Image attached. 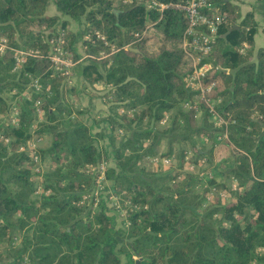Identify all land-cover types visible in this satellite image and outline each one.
Segmentation results:
<instances>
[{
	"label": "trees",
	"instance_id": "1",
	"mask_svg": "<svg viewBox=\"0 0 264 264\" xmlns=\"http://www.w3.org/2000/svg\"><path fill=\"white\" fill-rule=\"evenodd\" d=\"M53 1L60 14L86 20L79 35L86 55L82 73L88 83L99 80L110 86L101 94L105 109L97 120L107 124L108 147L100 143L105 133H92L83 108L75 106V87L46 58L45 37L53 27L66 28L67 22L44 13L48 0H0V33L40 54L18 77L11 73V57L0 55V241L8 248L0 252V264H121V253L126 264H264V47L254 45L253 12L240 19L233 0H207L211 7L204 9L223 17L209 53L217 67L212 95L220 98L222 114L235 121L230 143L220 142L228 155L208 166V182H221L234 199L208 205L201 219L199 207L206 199L194 190L197 176L185 172V180L174 188L167 182L181 166L164 174L140 166L146 155L170 154L173 140L184 142L179 155L190 144L197 156L213 158L214 132L219 129L205 112L198 123L180 104L193 94L183 80L191 68L181 49L186 18L180 4L185 0ZM152 1L167 7L160 11L148 6ZM257 1L264 10V0ZM234 25L238 28L221 36ZM76 41L77 35L66 28L65 48L74 59L80 57ZM128 43L139 52L124 48ZM111 46L114 53L89 57L108 53ZM24 71L39 77L48 91L27 89ZM12 90L20 102L12 98ZM36 99L42 120L33 106ZM12 104L19 106L16 124L8 118ZM118 107L133 112L119 114ZM165 113L170 119L161 127L158 122ZM117 127L125 130L121 136ZM202 135L211 140L208 151L195 142ZM33 137L47 139L38 150L41 172L32 170L26 149ZM163 139L167 147L162 150ZM102 162L110 184L107 197L100 192L93 206L98 170L85 171ZM224 172L236 177L238 189L232 191L223 181ZM165 178L161 187L158 181ZM39 186L50 192L35 197Z\"/></svg>",
	"mask_w": 264,
	"mask_h": 264
},
{
	"label": "built area",
	"instance_id": "2",
	"mask_svg": "<svg viewBox=\"0 0 264 264\" xmlns=\"http://www.w3.org/2000/svg\"><path fill=\"white\" fill-rule=\"evenodd\" d=\"M147 5L157 8L160 11L167 7V4L158 3L156 1H152L151 3L149 2ZM180 7L186 18V26L182 35L181 49L185 57L189 60L191 66L190 71L185 75L183 80L185 87L193 92L192 97L181 102V108L185 111H191L194 117H197L201 113L205 112L208 120L213 124L212 126L219 129L215 133L214 144L217 145L222 140H227L230 143L228 140L230 127L235 123V121L226 118L225 115L222 114V111L217 107L220 102V98H216L212 95L216 84L215 80L211 78L214 76L217 67L209 60V53L213 48V44L217 36L218 25L222 22L223 17L217 13H214L213 15L207 14V10L205 11L204 9H209L211 7L210 3H207V0H185L182 4H180ZM261 27L264 32V23ZM50 31H52L51 36L45 37V40L49 45V51L47 52L46 58L49 60L51 68L59 72L64 77V81L69 84L71 82V75L74 66L77 63L84 61L86 55L83 54V56L81 55L79 58L74 59L71 53L65 48L66 28L58 26L51 28ZM95 33L98 37L103 39L101 33L98 31ZM135 36L138 37V33H135ZM84 38H87V35H85ZM104 43L106 44L107 41H104ZM131 44L132 43L124 45V48H130ZM243 46H245V44H243ZM115 51L116 48L111 46L110 52L104 53L101 51L98 56L90 55L89 57L100 59L108 56L110 53H114ZM0 55H9L11 57V73L17 77L29 60L40 56L37 50L26 48L19 43L13 44L9 41L6 35L1 33ZM23 75L28 76L29 78V81L26 84L27 89L34 92H41L43 94L48 91V86L43 84L39 77L31 76L26 71H24ZM14 92L15 90H12V93ZM21 95L27 97L28 93L23 92ZM13 102L15 103V101ZM39 104V99H36L33 102L38 119L42 116H40L42 111L38 109ZM120 110L121 112L117 111L119 113L129 112L127 110L123 111L122 108ZM18 115L19 106L12 104L10 108V115L8 117L10 122L16 124ZM166 118L167 116L165 115L163 119L159 120V123H164ZM4 141H8L7 138H4ZM29 155L32 163L34 162L39 164L36 168L34 165L35 172H41V157L39 156L36 146L33 147V151L29 152ZM203 160L206 161L205 158H203L202 161ZM104 167V164H100L95 167L98 172L96 173L94 179V192L92 194L94 197L93 206L96 205L99 194L103 189L105 181ZM197 177L198 181L200 179H203L202 182L205 181V177L203 178L201 175H198ZM209 178H211L210 175H208L207 179ZM229 178L230 189L235 191L238 189L237 179L233 175ZM195 185L197 186V184ZM86 196H90V194H87ZM210 198H212V195H205L206 200Z\"/></svg>",
	"mask_w": 264,
	"mask_h": 264
},
{
	"label": "rangeland",
	"instance_id": "3",
	"mask_svg": "<svg viewBox=\"0 0 264 264\" xmlns=\"http://www.w3.org/2000/svg\"><path fill=\"white\" fill-rule=\"evenodd\" d=\"M261 31H262V27H261ZM262 33H263V36H264V32L263 31H262ZM12 96H13L12 98L14 100H17V101L20 102V100H18L19 96H18V93L16 92V90H15L14 93H12ZM73 102H74V100H73ZM101 102H102V100H101ZM78 105H80V104H78ZM121 108L122 107H118V108H116V110L121 112V110H120ZM122 110L123 111H125V110L129 111V112H126V114H128V115H131L132 112H133V111L125 109V108H122ZM203 114L204 113H201L199 116L195 117L196 121L198 123H201ZM41 115H42V113H40V116ZM165 115L167 116L166 121L164 123H162V124H160L158 122L161 127H165V126L168 125V121L170 119V115L168 113H165L161 119H163L165 117ZM95 116L98 117L97 112H96ZM84 119H86L85 116H84ZM207 119H208V117H207ZM39 120H42V116H41V118ZM115 132L121 136L122 132H125V130H123L120 127H117ZM215 132H216V130H215ZM215 132H214V134H215ZM178 133H181V132L178 131ZM42 139L43 138H41V137H39V138L33 137V139H31V140H29L27 142L26 149L29 152H31V151H33V147H35V146H36V148L38 150H39V148H44V146L47 144V142H46L47 140H43L42 141ZM194 139L196 140L195 142H196V144H197L199 149H202L204 151H208L209 150V148L211 146V143H210L211 140H206L205 139V135L195 136ZM163 140H164L165 144L163 143V145L161 147L162 150L167 147V141L165 139H163ZM172 143L173 144H172V148H171L170 154H168V155L156 154V155H153V156L146 155L144 157V159L142 161H140V166L144 167L145 170H147V171H151L153 174H164V173H168V172L175 173L174 171L177 170V168L179 166H181L182 170L176 176V178H174L171 181L167 180L168 181L167 183L172 185L174 188H177L179 186L178 184L182 183L185 180V175H184L185 172H189L191 174V177L198 176V175H201L203 178L205 177V181L204 182H202L203 179H200L198 182H196L197 186L196 185H195L196 187L194 186V190H195V192L199 193V195H202V196L204 195L203 198H205L206 194L212 195V198L204 200L202 202V205L199 207V210L200 211L202 210V211L199 212V213H202V214L205 213L206 211H204V209L207 208L208 205H211V204H224V203H227L228 201L234 199V195L228 189V187H226L224 185H221V182H219V184L208 182V180L210 178L207 179L208 175H210L212 177V172L208 168V166L212 165V164L215 165L217 163V161H220L221 159H223L224 157H226L228 155V150H227L228 148H226L224 144L219 143L217 145H213L212 146L213 158L212 159H208V161H204V160L202 161L204 156H197V154L195 152V149L193 148L192 145H190V144L185 145L186 148H185L184 154L183 155H179V153L181 152V146H182V144H184V142L180 141V140H178V141L173 140ZM41 146H43V147H41ZM22 149H24V147ZM162 150H161V152H162ZM39 156H40V154H39ZM100 164H104L105 165L104 162H102ZM34 165H35V168H36L37 165H39V164L38 163L32 164V170L35 172ZM40 165H41V167L43 169L42 159H41ZM89 170L93 172V171L96 170V168L95 167H90L85 172H87ZM151 177L153 178L154 176L151 175ZM229 177H230V175H228V177H227V175L224 172L222 179H223V181L225 180V183L230 187V178ZM165 181H166V178L163 179V181L162 180L158 181L160 183L161 187L164 186V183H166ZM162 182H164V183H162ZM225 183H222V184H225ZM108 184H110V182L108 180L104 181L103 189L101 191L102 192L101 196H103V197L104 196L107 197V195H105V194L107 192V185ZM49 192H50L49 189H45L44 190L42 186H39V187H37L35 189L34 196L37 197L41 193L47 194ZM87 194H89V193H85L84 197ZM112 198H113V196H112ZM107 199L109 200V198H107ZM113 202L115 204L118 203L116 198L113 199ZM214 217L215 218H219V215H214ZM117 220L119 221V222H117V226H119L120 225V219L118 218ZM18 242H19V239L17 238L14 241V244H16ZM7 249L8 248L6 247L5 241H3V240L0 241V252L1 253L2 252L3 253L8 252ZM122 255L125 256V254L121 253V258H122L121 264H126L127 257L123 258L124 256L122 257Z\"/></svg>",
	"mask_w": 264,
	"mask_h": 264
},
{
	"label": "crops",
	"instance_id": "4",
	"mask_svg": "<svg viewBox=\"0 0 264 264\" xmlns=\"http://www.w3.org/2000/svg\"><path fill=\"white\" fill-rule=\"evenodd\" d=\"M238 6L240 19L249 11L253 12L254 20L257 24V29L254 33V45L256 48L264 47V36L261 31V26L264 23V10L260 2L257 0H233ZM44 13L47 16L58 15L61 20L67 22L66 28L77 35V41L74 44L76 52L81 56L84 54V48L82 45L83 39L81 34L86 28V20L84 16H81L78 19H70L69 17L62 15L58 12L54 1L48 0ZM85 35H83L84 38ZM86 60L81 63H77L72 71L71 82L75 87V92L77 96V102L80 104L84 111L83 114L86 119L84 122L91 127L92 133L100 132L101 130L105 133L104 139H100V143L108 147L107 141V124L105 120L97 121L100 119V115L105 109L104 105L101 102V94L106 92L110 87L107 83L101 82L99 80L94 81L93 83H88L84 80L83 77V65ZM75 102V106L77 105ZM97 112L98 117L95 116ZM97 121V122H96ZM47 140L46 138L42 139ZM46 146V145H45ZM44 146V147H45ZM43 147V146H41ZM231 176V175H230ZM228 177V176H227Z\"/></svg>",
	"mask_w": 264,
	"mask_h": 264
},
{
	"label": "water",
	"instance_id": "5",
	"mask_svg": "<svg viewBox=\"0 0 264 264\" xmlns=\"http://www.w3.org/2000/svg\"><path fill=\"white\" fill-rule=\"evenodd\" d=\"M148 4V3H147ZM114 12L115 13H117V11L116 10H114ZM234 28H238V26L237 25H234L229 31H227V32H225V33H223L221 36L222 37H225L232 29H234ZM130 50H132V51H135V52H139V49L138 48H136V47H130L129 48ZM230 72H232L233 73V71L232 70H229ZM263 133V132H262ZM259 137V136H258ZM199 215V217H201V219L203 218V216L205 215V213H199L198 214Z\"/></svg>",
	"mask_w": 264,
	"mask_h": 264
}]
</instances>
